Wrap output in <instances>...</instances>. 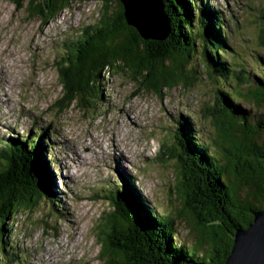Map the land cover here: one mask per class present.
<instances>
[{
    "label": "trees",
    "instance_id": "16d2710c",
    "mask_svg": "<svg viewBox=\"0 0 264 264\" xmlns=\"http://www.w3.org/2000/svg\"><path fill=\"white\" fill-rule=\"evenodd\" d=\"M13 2L17 8L25 5L31 18L44 23L75 2L99 5L95 21L60 49V112L73 102L100 99L103 77L108 80L114 74L126 75L141 91L156 95L177 86L188 88L197 70L185 67L199 55L208 78L220 85L209 107L215 133L209 140H198L192 129L182 133L175 122L174 146L167 149V158L177 163L178 192L193 204L185 210L192 242L179 238L173 218L142 205L130 192L123 197L107 189L104 199L111 200L117 212L102 225L100 252L105 264H224L235 229L250 224L252 213L264 203V58L256 54L249 65L230 55V29L218 8L206 0H164L171 34L163 43L142 40L127 25L118 0ZM258 47L264 53V36H258ZM225 54L230 59L222 60ZM39 139L0 143V264H12L16 257L14 253L10 258L2 238L19 212L32 211L46 197L54 198L52 208L57 211Z\"/></svg>",
    "mask_w": 264,
    "mask_h": 264
},
{
    "label": "rangeland",
    "instance_id": "374dc122",
    "mask_svg": "<svg viewBox=\"0 0 264 264\" xmlns=\"http://www.w3.org/2000/svg\"><path fill=\"white\" fill-rule=\"evenodd\" d=\"M206 1L218 8L230 29V55L249 65L256 54L264 58L258 47V36H264V0ZM98 13L97 3L75 2L44 23L31 18L25 5L17 8L13 0H0V143L40 135L49 191L57 201V211L54 198L46 197L32 211L16 215L2 238L10 258L16 253L12 264H105L99 233L117 212L104 199L107 189L123 197L130 192L142 205L173 218L179 238L192 242L185 210L193 204L178 192L177 163L167 158V149L174 146L175 122L182 133L192 129L198 140L212 138L209 107L220 85L211 82L196 54L194 64L185 67L197 70L188 88L156 95L141 91L126 75L114 74L103 77L100 99L73 102L60 112V49Z\"/></svg>",
    "mask_w": 264,
    "mask_h": 264
},
{
    "label": "water",
    "instance_id": "95a60500",
    "mask_svg": "<svg viewBox=\"0 0 264 264\" xmlns=\"http://www.w3.org/2000/svg\"><path fill=\"white\" fill-rule=\"evenodd\" d=\"M118 1L123 6L127 25L135 29L142 40L163 43L169 39L171 28L164 0ZM224 264H264V203L261 209L252 213L250 224L235 229L233 245Z\"/></svg>",
    "mask_w": 264,
    "mask_h": 264
},
{
    "label": "bare ground",
    "instance_id": "6f19581e",
    "mask_svg": "<svg viewBox=\"0 0 264 264\" xmlns=\"http://www.w3.org/2000/svg\"><path fill=\"white\" fill-rule=\"evenodd\" d=\"M27 9H28V8H27ZM178 123H179V122H178ZM45 135H46V134H45ZM47 135H48V134H47ZM21 138H22V137H21ZM33 138H34V136H33ZM27 140H28V139H27ZM8 144H9V143H8ZM76 152H78V151H77V148H76ZM78 153H79V152H78ZM23 160H24V159H23ZM85 163H86V162H85ZM70 165H71V164H70ZM28 168H29V167H28ZM4 173H5V172H4ZM72 174H73V173H72ZM11 177H12V176H11ZM0 180H1V179H0ZM10 180H11V179H10ZM12 180H13V179H12ZM88 190H89V189H88ZM29 194H30V193H29ZM4 197H5V196H4ZM28 199H29V198H28ZM9 201H10V200H9ZM11 201H12V200H11ZM112 243H113V242H112ZM112 243H111V244H112ZM105 248H106V247H105Z\"/></svg>",
    "mask_w": 264,
    "mask_h": 264
}]
</instances>
